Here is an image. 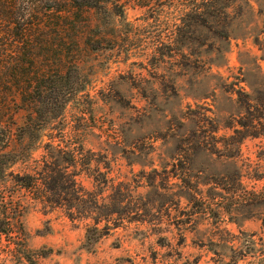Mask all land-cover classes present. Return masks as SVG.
Wrapping results in <instances>:
<instances>
[{
    "label": "rangeland",
    "instance_id": "rangeland-1",
    "mask_svg": "<svg viewBox=\"0 0 264 264\" xmlns=\"http://www.w3.org/2000/svg\"><path fill=\"white\" fill-rule=\"evenodd\" d=\"M193 3L120 0L51 113L7 101L0 150L45 177L0 264H264V0Z\"/></svg>",
    "mask_w": 264,
    "mask_h": 264
},
{
    "label": "trees",
    "instance_id": "trees-1",
    "mask_svg": "<svg viewBox=\"0 0 264 264\" xmlns=\"http://www.w3.org/2000/svg\"><path fill=\"white\" fill-rule=\"evenodd\" d=\"M119 1L0 0V116L6 112L7 101L15 97L30 110L39 105L41 117L51 113L57 92L66 81L63 70L67 66L77 68L75 55L80 45L97 50V42L94 45L89 34L83 39L87 32L97 30L91 17L100 14L109 20L118 17L111 9ZM220 1L194 0L191 12L196 16L200 7L212 8ZM80 90L72 88L67 94H78ZM8 142V133L0 125V149ZM23 162L11 150H0V240L1 237L9 240V246L10 242L16 246L13 234L21 226L19 192L36 191L42 182L36 175L45 177L38 169L33 174L12 172L15 165ZM43 163L45 167L48 164ZM261 224L264 232V219Z\"/></svg>",
    "mask_w": 264,
    "mask_h": 264
}]
</instances>
